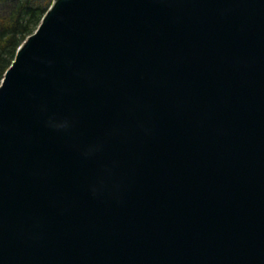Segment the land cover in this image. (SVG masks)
Instances as JSON below:
<instances>
[{
	"label": "water",
	"instance_id": "water-1",
	"mask_svg": "<svg viewBox=\"0 0 264 264\" xmlns=\"http://www.w3.org/2000/svg\"><path fill=\"white\" fill-rule=\"evenodd\" d=\"M0 264H264V0H53L0 83Z\"/></svg>",
	"mask_w": 264,
	"mask_h": 264
},
{
	"label": "trees",
	"instance_id": "trees-1",
	"mask_svg": "<svg viewBox=\"0 0 264 264\" xmlns=\"http://www.w3.org/2000/svg\"><path fill=\"white\" fill-rule=\"evenodd\" d=\"M53 0H0V83L20 45L38 27Z\"/></svg>",
	"mask_w": 264,
	"mask_h": 264
}]
</instances>
